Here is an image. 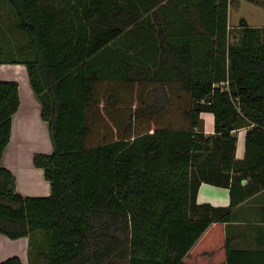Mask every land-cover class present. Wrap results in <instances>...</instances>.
<instances>
[{"label":"trees","instance_id":"obj_1","mask_svg":"<svg viewBox=\"0 0 264 264\" xmlns=\"http://www.w3.org/2000/svg\"><path fill=\"white\" fill-rule=\"evenodd\" d=\"M0 2L18 37L0 64L25 65L52 146L32 157L48 196L17 192L0 165V234L29 245L27 263L0 264H264V247L228 236L264 189V24L229 26L234 0ZM19 104L0 79V159ZM202 182L229 205L199 203Z\"/></svg>","mask_w":264,"mask_h":264},{"label":"crops","instance_id":"obj_2","mask_svg":"<svg viewBox=\"0 0 264 264\" xmlns=\"http://www.w3.org/2000/svg\"><path fill=\"white\" fill-rule=\"evenodd\" d=\"M249 24L263 25L264 20ZM18 76H21L25 82L24 95L21 92ZM0 79L16 80L20 98L19 108L12 117L11 135L1 156L0 165L8 168L13 173L17 192L24 196H48L51 193L50 183L45 179L43 169L35 167L32 162L33 154L40 152L37 148L43 146V149H47L46 153L52 151L51 144L48 146L39 144V142L45 141L44 139L39 141L38 132L40 129L43 134L46 133V138L49 137L47 136V122L40 117V101L31 88L24 64H0ZM201 118L203 120L204 133L212 134L213 115L203 112L201 113ZM245 132L246 128H239L235 131L237 136L236 158H242L244 155ZM23 152L27 153L24 156L25 161L21 162L20 158ZM245 182L243 181L242 183L244 184ZM197 201L199 203H209L213 206H228L230 203L229 190L226 187L202 182L197 191ZM228 236L231 237L233 243L237 246L264 247V189L247 197V199L232 209V220L228 226ZM28 248L27 237L10 239L0 234V260L17 255L23 263H27Z\"/></svg>","mask_w":264,"mask_h":264},{"label":"rangeland","instance_id":"obj_3","mask_svg":"<svg viewBox=\"0 0 264 264\" xmlns=\"http://www.w3.org/2000/svg\"><path fill=\"white\" fill-rule=\"evenodd\" d=\"M263 12L264 11L261 6L251 3L247 0H234V2L231 4L230 9H229V26L231 27L236 26L240 18L245 19L248 23H254L260 20L263 21L264 20ZM10 16H11V13H10L8 6L4 2H0V45H7L8 43L13 44L17 37L15 34H11L5 26L8 20L10 19ZM18 41H21V40L19 39ZM18 78H19L20 85H21V92L24 95L25 94V82L23 81L21 76L20 77L18 76ZM38 136H39V141H42V139L45 140V141L43 140L44 142H39L40 145L43 144L45 146L46 145L48 146L49 144H51L50 139L47 141L49 137L46 138V133L43 134L41 129L38 132ZM47 136L49 135L47 134ZM43 148L44 147L42 146L37 149L40 150V152L42 151L46 152L47 149H43ZM26 153L27 152H23L21 155V157L23 156L22 159L24 161H25L24 156H26Z\"/></svg>","mask_w":264,"mask_h":264},{"label":"bare ground","instance_id":"obj_4","mask_svg":"<svg viewBox=\"0 0 264 264\" xmlns=\"http://www.w3.org/2000/svg\"><path fill=\"white\" fill-rule=\"evenodd\" d=\"M21 162L23 161L22 157L20 158Z\"/></svg>","mask_w":264,"mask_h":264}]
</instances>
